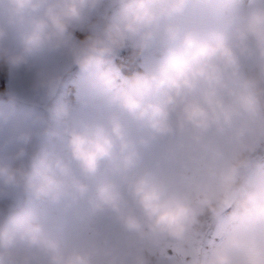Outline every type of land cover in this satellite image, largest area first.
I'll return each instance as SVG.
<instances>
[{
	"label": "clouds",
	"instance_id": "9594fccd",
	"mask_svg": "<svg viewBox=\"0 0 264 264\" xmlns=\"http://www.w3.org/2000/svg\"><path fill=\"white\" fill-rule=\"evenodd\" d=\"M0 264H264V0H0Z\"/></svg>",
	"mask_w": 264,
	"mask_h": 264
},
{
	"label": "rangeland",
	"instance_id": "374dc122",
	"mask_svg": "<svg viewBox=\"0 0 264 264\" xmlns=\"http://www.w3.org/2000/svg\"><path fill=\"white\" fill-rule=\"evenodd\" d=\"M126 54V53H125ZM128 70H130V69H128Z\"/></svg>",
	"mask_w": 264,
	"mask_h": 264
}]
</instances>
